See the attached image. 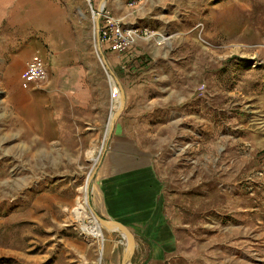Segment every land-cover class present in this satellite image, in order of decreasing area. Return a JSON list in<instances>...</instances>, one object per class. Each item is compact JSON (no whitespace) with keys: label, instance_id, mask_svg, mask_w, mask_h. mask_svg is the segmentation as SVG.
<instances>
[{"label":"rangeland","instance_id":"1","mask_svg":"<svg viewBox=\"0 0 264 264\" xmlns=\"http://www.w3.org/2000/svg\"><path fill=\"white\" fill-rule=\"evenodd\" d=\"M105 1L135 32L112 46L88 8L79 20L92 75L82 82L96 86L100 120L95 131L81 120L77 134L67 101L53 106L45 83L4 77L28 29L0 0V264H121L126 237L106 226L116 213L104 191L116 209L132 207L122 204L128 178L112 175L118 159L132 160L121 175L132 173L174 235L157 264H264V0ZM83 195L87 214L107 222L98 220L100 238L79 217ZM128 228L126 264L151 262Z\"/></svg>","mask_w":264,"mask_h":264},{"label":"crops","instance_id":"2","mask_svg":"<svg viewBox=\"0 0 264 264\" xmlns=\"http://www.w3.org/2000/svg\"><path fill=\"white\" fill-rule=\"evenodd\" d=\"M8 2L14 5L11 7V13L18 10L21 12L19 18L15 17L17 21L20 20L24 29H28V33H26L27 39L24 40L22 46L2 67L4 77L10 78L16 84L17 82L21 83L24 88H29L30 85L25 86L23 81L25 63L34 57L42 58L49 75L48 81L45 82L48 87L41 88L46 92V98L51 99L53 106L57 102V98L67 101L66 113L75 115L72 128L74 133L79 134L78 123L81 120H89V118L92 120V129L95 131L100 120L99 102L95 98L96 86L91 82H82L83 77L88 76L91 79L92 75H87L88 67L84 64L85 57L82 56L78 43L79 20L85 17L86 10H90L87 0H6V3ZM91 2L98 8L102 0H91ZM104 5L107 11L106 1ZM47 44L48 48L45 47ZM35 91H33L32 97L35 96ZM30 108L31 106H29ZM54 113L55 109H51V114ZM94 113L97 114V117L94 116ZM130 161L132 162V160L121 159L113 161L114 166L118 168L113 171L117 175L113 172L112 175L128 178L124 180V182L129 180L124 187L129 188L132 192L129 195L130 198L128 197L122 204H130L132 207L125 210L116 209L118 206L117 195L112 193L110 188L104 191L109 192L106 195L108 203L115 207L114 221L126 228H132L133 233L140 236L139 242L147 243L149 246L151 262H147V264H157L163 260L165 255L172 252L174 235L166 222L162 220V208L155 204L154 198L149 207H146L144 197L141 200L144 189L142 186L139 189V184L133 185L138 180L132 183V173H128L129 177L121 175L122 167L130 164ZM107 180H103L104 183ZM141 183H143V179H141ZM107 264L112 263L108 262Z\"/></svg>","mask_w":264,"mask_h":264},{"label":"built area","instance_id":"3","mask_svg":"<svg viewBox=\"0 0 264 264\" xmlns=\"http://www.w3.org/2000/svg\"><path fill=\"white\" fill-rule=\"evenodd\" d=\"M105 2L100 3L98 8H94L91 0H87L90 7L92 18L99 22V27L96 30L100 42H112V46L119 44L124 46L127 40L132 36L135 31L128 28L121 27V20L115 19L106 14ZM131 6L134 2L130 3ZM119 45H117L119 47ZM23 81L24 85L41 84L48 81V71L45 69L44 61L40 57H34L27 61L24 66Z\"/></svg>","mask_w":264,"mask_h":264},{"label":"bare ground","instance_id":"4","mask_svg":"<svg viewBox=\"0 0 264 264\" xmlns=\"http://www.w3.org/2000/svg\"><path fill=\"white\" fill-rule=\"evenodd\" d=\"M171 37V36H169ZM170 38H166V37H163V36H160L158 37V43H161V42H166V41H169ZM170 45V44H169ZM115 86V85H114ZM117 89V88H116ZM120 92V91H119ZM118 92V93H119ZM121 98V97H120ZM123 101V100H122ZM121 101L119 99V105H120ZM123 106V105H122ZM109 127V126H108ZM108 131V130H107ZM92 160L95 162H97V159L95 157H92ZM87 203V199H86V195H83L82 197H80L78 200H77V207L79 209V217H83L84 214L88 215L90 217V226L88 227L89 229V233L94 237V238H100L102 236V232H101V227H100V222H98L97 218L95 215L93 214H87V207H86V204ZM91 211V210H89ZM116 216V215H115ZM87 226V225H85ZM110 230H113L114 229V225H112L111 223H108L106 225ZM88 231V230H87ZM122 235L124 236V234L122 233ZM102 240V239H101ZM100 245V249L102 247L101 244ZM103 260V256H102V253H100L99 257H98V262H101Z\"/></svg>","mask_w":264,"mask_h":264},{"label":"water","instance_id":"5","mask_svg":"<svg viewBox=\"0 0 264 264\" xmlns=\"http://www.w3.org/2000/svg\"><path fill=\"white\" fill-rule=\"evenodd\" d=\"M102 2H105V0H102ZM99 27V22H97V26H96V30L98 29ZM115 81L118 83L120 89L122 88L120 82H118L117 79H115ZM95 175V172L93 174V176ZM93 212H94V209H92ZM97 220H99L100 222L102 223H107L106 220H104L103 218L100 217V215H95ZM110 222L112 225H115L117 226L124 234V237H126V243H125V250H124V254H123V257H122V261H121V264H126L127 260L130 258V256L132 255V237L130 235V233L128 232L127 229H125L119 222L117 221H108Z\"/></svg>","mask_w":264,"mask_h":264}]
</instances>
